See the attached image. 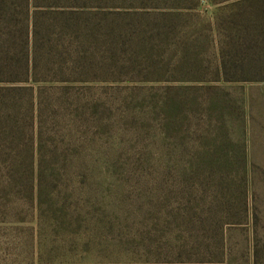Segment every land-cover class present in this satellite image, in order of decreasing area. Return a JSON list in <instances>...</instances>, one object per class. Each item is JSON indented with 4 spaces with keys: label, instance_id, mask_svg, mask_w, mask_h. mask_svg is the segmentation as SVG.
Here are the masks:
<instances>
[{
    "label": "rangeland",
    "instance_id": "obj_1",
    "mask_svg": "<svg viewBox=\"0 0 264 264\" xmlns=\"http://www.w3.org/2000/svg\"><path fill=\"white\" fill-rule=\"evenodd\" d=\"M263 23L264 0H0V100L25 107L30 92L62 86L27 80V55L41 78L61 58L83 63L72 76L99 81L69 96L109 109L87 175L70 170L65 185L46 166L35 188L19 165L27 116L0 114V264H264ZM70 118L48 108L44 155L75 133ZM200 174L235 200L246 191L258 224L199 232L188 200Z\"/></svg>",
    "mask_w": 264,
    "mask_h": 264
},
{
    "label": "trees",
    "instance_id": "obj_2",
    "mask_svg": "<svg viewBox=\"0 0 264 264\" xmlns=\"http://www.w3.org/2000/svg\"><path fill=\"white\" fill-rule=\"evenodd\" d=\"M233 22L236 23L235 20ZM261 26H263V28L261 27L260 30H264V23ZM85 33L86 31L84 30L80 31V36H84ZM232 40L234 41V38ZM227 46L233 49L236 47V44L234 42H229L227 43ZM225 50L223 49V51ZM24 58H26V61L23 64L26 68V72L24 73L30 74L28 75L27 80H29V78H33L35 82L41 81L43 83L62 81V86L56 87L54 85H43L37 90V92H30V98L25 107L20 105L18 100L12 101V104H9V102L6 101V98L5 101L0 100V114L3 118H6L7 116L10 117L11 111L9 110V107L16 106L20 116H27L28 123L31 126V135L29 138L28 134V138L25 142L23 141V143H21L20 140L18 146L21 150H26L27 152L30 150L31 154L30 158H27L26 160L24 158L19 160V165L23 167L28 166V171L32 168L34 175V184L32 187L35 188L37 185V180L35 179L38 174V185H42V176L44 173H42L41 170H44L46 166L51 172L57 171L54 175L56 182L58 180V176L62 174V179H65L64 184L68 185V180H70L68 179V171L74 169L79 172L77 175H87V173L84 175V170L89 169L90 165L88 160H86L88 154H85V152L89 148H92L93 153L98 151L99 154L107 147L104 143V136L107 134V130L109 128L107 117L105 116V114L109 111L106 107V103H102L100 99H93L84 102V100L80 97L71 99L69 96L72 95L71 92L75 87L73 84L77 83V85H82L99 80L97 78L89 79L84 77H73L72 74L82 73L83 70H85V65L83 63L81 65L77 64L75 65L76 67L74 66L72 68V70H68L69 68H65L64 62L62 61L63 58H61V61L57 63L58 70H56V72L61 74L65 73V76L62 77L61 80H57L59 73L53 76H48V74L53 72L52 69L50 71L49 69H46V75L41 78L37 76L38 66L35 65V67L31 69V59L27 55ZM35 61L36 64H40L37 58H35ZM223 66L227 68L228 62L223 60ZM88 70L89 68L86 71L88 72ZM225 73H227V71H225ZM27 90L33 91L30 87H27ZM50 106H56V108H60L64 110V112L70 111V116H74V118H70L69 122L72 121L74 123L76 130L74 134L71 132L64 134L61 145L56 146L55 149H50L48 151L49 154L44 155V147L42 146L43 134L40 126L44 122L47 110ZM73 107L76 108L75 112L74 110L72 112ZM65 120L66 119L63 121ZM19 126L20 124H18V127ZM19 130L20 129H17L18 133ZM18 133H16V136ZM36 149L42 153V156L38 157V155H36ZM57 150L60 152H57ZM46 155L49 157L48 159L46 158ZM25 161L27 162L25 163ZM195 177H197V179H195L196 183H198L199 189H196L192 193L191 198L188 200L189 203L194 204L192 208L193 215L192 218L189 219H191V221L195 219L196 222L192 224L198 228L199 232H203L204 234L207 232L213 233L216 236L220 234V236L222 235L223 237L227 233L226 227L235 226V221L241 220L242 222L246 219L252 220L255 225L258 224L260 214L253 210L251 212V216L249 206L247 205L248 197L246 191H240L242 199L235 200L236 197L234 195L230 196L228 194L230 193L231 187L227 189V185H223V183L216 185V180H213L211 175L210 177H207L200 174ZM56 182L54 184L55 186L58 185ZM235 206L236 210L231 209ZM194 229L196 230V228ZM258 252L259 251H257V256Z\"/></svg>",
    "mask_w": 264,
    "mask_h": 264
}]
</instances>
